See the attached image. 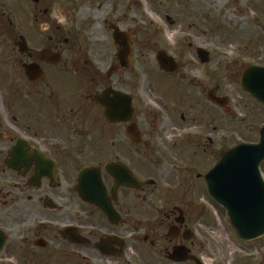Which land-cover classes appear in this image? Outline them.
Masks as SVG:
<instances>
[{
  "label": "flooded vegetation",
  "instance_id": "obj_1",
  "mask_svg": "<svg viewBox=\"0 0 264 264\" xmlns=\"http://www.w3.org/2000/svg\"><path fill=\"white\" fill-rule=\"evenodd\" d=\"M49 4L0 0V264H197L192 259L172 262L169 257L180 247L208 264L212 242H198L194 232L207 223L205 208L186 199L155 205L161 182L143 174L140 158L153 154L163 127L144 130L140 124L139 100L121 75L128 66L113 65L108 71L93 66L92 59L82 60L83 50L74 38L66 39L63 20L53 18ZM129 98L132 121L109 123L102 102L107 106L115 100L127 108ZM187 104H182L187 116H180L186 125L173 127L177 133L165 132L175 134L173 148L193 149L196 155L202 150L205 158L222 138L224 117L233 112L215 103V109L205 111L201 99ZM235 109L253 115L252 107L237 104ZM173 116L177 124L179 115ZM209 116L217 123L211 132L204 124ZM251 119L248 132L255 136ZM131 128L138 141L130 138ZM234 132L240 135L243 129ZM241 143L254 142L240 138L235 146ZM112 164L133 174L134 187L116 185L106 171ZM86 169L89 176L82 184ZM155 170L160 171L152 163L148 171ZM189 172L178 190L195 195L198 184L189 182L194 178L206 186V173L194 177ZM158 192L159 199L167 193L164 188ZM263 251L250 264H264Z\"/></svg>",
  "mask_w": 264,
  "mask_h": 264
},
{
  "label": "rangeland",
  "instance_id": "obj_2",
  "mask_svg": "<svg viewBox=\"0 0 264 264\" xmlns=\"http://www.w3.org/2000/svg\"><path fill=\"white\" fill-rule=\"evenodd\" d=\"M49 8L54 19L63 20L66 39L74 38L83 50L82 60L92 59V65L98 69L109 71L113 65L120 66L117 56L121 47L114 42V28L127 34L131 63L121 75L139 100L137 107L144 130L163 127L153 154L140 158L143 174L161 182L155 189V205L178 204L186 199L193 206L205 208L204 220L208 226L206 223L194 232L198 242L205 238L212 242L208 245V264H232L235 260L250 264L252 259H261L257 252L264 248V240L248 244L239 240L226 210L209 197L203 182L194 178L189 182L190 186L194 182L198 184L195 195L182 193L177 184L191 174L190 170L194 177L207 174L221 154L235 146L240 138L254 143L260 141L264 107L242 90L241 76L250 67H264V0H50ZM199 49L209 53L208 63L199 58ZM159 52L172 57L179 69L170 73L161 68L157 60ZM145 84L150 97L144 92ZM216 91L219 97L229 100L226 109L233 113L224 117V131L218 134L222 138L210 148L213 153L202 158V150L196 155L193 149L173 148L170 139L178 130L173 127L186 125L180 119L188 114L182 104L201 99L203 109L210 112L215 107L208 95ZM237 104L252 107L253 115L250 116L249 110L247 113L254 119L255 136L248 132L251 118L242 116L235 109ZM174 113L179 115L177 124ZM204 124H208L209 132L217 125L210 116ZM237 127L243 129L242 134H235ZM167 128L173 133L165 132ZM152 163H156L159 172L148 171ZM163 188L167 193L159 199L158 191ZM219 243L229 249L224 250Z\"/></svg>",
  "mask_w": 264,
  "mask_h": 264
},
{
  "label": "water",
  "instance_id": "obj_3",
  "mask_svg": "<svg viewBox=\"0 0 264 264\" xmlns=\"http://www.w3.org/2000/svg\"><path fill=\"white\" fill-rule=\"evenodd\" d=\"M116 45L122 48L119 53V61L123 67L128 66L132 50L130 41L125 34L116 28L114 33ZM198 56L203 63L210 61V55L205 50L199 49ZM157 60L161 68L170 73L178 69L172 57L165 52H159ZM242 88L250 94L259 104L264 106V68L251 67L242 77ZM121 96L117 95L115 100ZM124 98V97H123ZM113 102V105H102L105 108V118L109 123L115 124L121 121L131 122L135 113L131 100L128 105L121 107ZM210 100L217 105L225 106L227 99H219L210 94ZM99 101V100H98ZM101 103V101H99ZM129 136L133 141H138L137 132L134 128L129 131ZM264 162V128L261 130V140L258 144H241L224 154H222L217 165L206 176L209 196L225 208L228 212L230 224L238 237L246 242L254 241L264 237V180L261 175L260 166ZM106 171L114 178L118 187H134V176L128 169L120 164H112L106 167ZM96 175V182L101 183L98 169H92V176ZM89 176V170L81 174V183L84 184ZM82 199L88 201L86 195L82 194ZM94 203H99L95 198ZM105 213L110 215V211L104 207ZM174 262H185L188 251L182 247L176 248L170 256ZM197 261V260H196ZM198 264H202L197 261Z\"/></svg>",
  "mask_w": 264,
  "mask_h": 264
},
{
  "label": "bare ground",
  "instance_id": "obj_4",
  "mask_svg": "<svg viewBox=\"0 0 264 264\" xmlns=\"http://www.w3.org/2000/svg\"><path fill=\"white\" fill-rule=\"evenodd\" d=\"M140 1V0H139ZM147 87H146V84H145V87H144V92H145V94H146V96L147 97H150V92L149 91H147V89H146Z\"/></svg>",
  "mask_w": 264,
  "mask_h": 264
}]
</instances>
